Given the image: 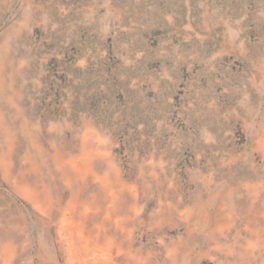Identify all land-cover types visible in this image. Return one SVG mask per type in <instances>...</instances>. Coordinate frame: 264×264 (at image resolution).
Segmentation results:
<instances>
[{"label": "rangeland", "instance_id": "374dc122", "mask_svg": "<svg viewBox=\"0 0 264 264\" xmlns=\"http://www.w3.org/2000/svg\"><path fill=\"white\" fill-rule=\"evenodd\" d=\"M0 264H264V0H0Z\"/></svg>", "mask_w": 264, "mask_h": 264}]
</instances>
